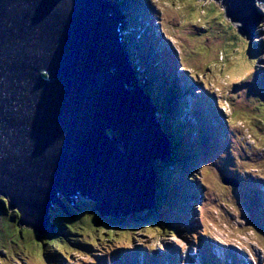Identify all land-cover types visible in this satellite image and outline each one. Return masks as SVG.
Here are the masks:
<instances>
[{"label":"water","instance_id":"obj_1","mask_svg":"<svg viewBox=\"0 0 264 264\" xmlns=\"http://www.w3.org/2000/svg\"><path fill=\"white\" fill-rule=\"evenodd\" d=\"M121 2L0 0V195L20 225L48 231L52 205L75 194L116 219L152 208L169 149L121 39ZM255 2L221 1L248 40L264 19Z\"/></svg>","mask_w":264,"mask_h":264},{"label":"rangeland","instance_id":"obj_2","mask_svg":"<svg viewBox=\"0 0 264 264\" xmlns=\"http://www.w3.org/2000/svg\"><path fill=\"white\" fill-rule=\"evenodd\" d=\"M221 1L148 3L158 16L149 27L169 46L174 58L184 59H178L177 67L184 85L180 95H188V102L182 103L181 120L193 128L192 151L197 152L191 157L195 162L187 163L186 170L190 179L201 182L203 198L197 200L200 193L195 188L197 201L184 208L186 218L166 226L162 233L149 219L144 220L143 214L150 210L145 208L139 213L141 221L119 225L112 233L87 236L89 241L97 239L96 246L85 252L69 249L66 258L62 255L50 264H140L139 256L148 264L157 259L163 264H264V238L260 235L264 232V193L260 187L264 182V77L253 72L255 65L264 66V50L257 44L256 50L250 47L253 37L248 40L237 32L241 23L226 17ZM255 6L257 13L264 14L263 3L255 2ZM121 8L129 6L121 2ZM137 19V24L145 21L141 16ZM203 26L206 29L197 33ZM255 28L263 40L264 19ZM188 109L194 118L183 115ZM153 112L160 124L161 114L154 105ZM158 160L168 161L167 155ZM233 176L238 183L232 187L223 179ZM69 199L71 203L65 198L66 203L73 207L79 199L87 209L93 203L80 194ZM0 200L4 214L16 213L15 208L8 210L7 198L0 195ZM59 202L63 204L61 197ZM6 243L8 255L0 247V264H47L40 249L28 248L19 255L21 247L8 240ZM195 244L201 250L200 257L189 252ZM237 247L247 261L239 257Z\"/></svg>","mask_w":264,"mask_h":264},{"label":"trees","instance_id":"obj_3","mask_svg":"<svg viewBox=\"0 0 264 264\" xmlns=\"http://www.w3.org/2000/svg\"><path fill=\"white\" fill-rule=\"evenodd\" d=\"M132 1L123 0L132 9V13H125V18L128 21H123L124 35L122 39L134 71V77L139 83H136L137 87L142 88V91L151 98L159 110L161 133L171 149L168 155L169 162L158 161L154 169V202L156 205L153 206V211L149 210L143 214V217L147 218L144 220H150L152 225L156 226L155 230L162 233L166 226L171 227L174 223L183 222L184 213H186L184 208L190 198H195V188L199 193L201 192L200 186L196 184L194 178H189L186 170L187 163L195 162L191 157H194L193 155H196L197 152L192 151L193 128L187 127L186 120L185 122L181 120L182 110L179 101L181 89L179 80L176 78V58L169 46H166L155 36V32L148 24L150 21H155L158 16L154 14L155 10L148 5L151 0ZM139 16L145 18V21L137 24ZM205 29L204 26L198 27L197 33ZM252 32L254 39H252L250 47L256 50L257 44L264 50V39L260 38L261 31L255 29ZM180 60L184 61L181 58ZM253 72L262 74L264 77V66L255 65ZM251 78L252 84L254 77L251 76ZM63 198L61 197L62 207L54 203L50 208L47 215L51 228L46 232H39L32 227H30L31 230L20 228L18 211L14 210L15 214H4L2 207L4 202L0 200V247L4 255H8L6 251L8 240L21 247L19 255L22 250H28V248L40 249L41 258L50 264V261L58 259L62 255L66 258L69 249L85 252L89 247L96 246L97 239L89 241L91 238L87 239V236L93 238L96 235L107 234L109 231L112 233L113 229L119 225L135 224L134 221L139 222L143 218L139 215L140 212L131 216L132 218L116 219L113 216H102L93 210V203L87 209L83 204L84 200L79 199L73 207L68 206L67 201ZM260 235L264 238V232Z\"/></svg>","mask_w":264,"mask_h":264},{"label":"clouds","instance_id":"obj_4","mask_svg":"<svg viewBox=\"0 0 264 264\" xmlns=\"http://www.w3.org/2000/svg\"><path fill=\"white\" fill-rule=\"evenodd\" d=\"M122 2H123V0H121ZM124 3V2H123ZM124 4H126V3H124ZM128 5V4H127ZM129 6V5H128ZM127 10V9H126ZM131 8H129V10H127V12H125V13H127V14H131ZM122 19L124 20L125 19V14H123V17H122ZM121 35H122V33H121ZM124 42V41H123ZM183 87V85L181 86V91H182V88ZM180 94H182V93H180ZM149 97V96H148ZM190 97V96H189ZM149 99H150V103H152L153 104V102H152V100H151V98L149 97ZM151 104V105H152ZM154 105V104H153ZM152 105V106H153ZM155 106V105H154ZM161 130V129H160ZM164 136V135H163ZM164 140L166 141V145H167V147H168V149H169V151H170V148H169V144H168V141L166 140V138L164 137ZM168 151V152H169ZM170 153V152H169ZM169 153H168V155H169ZM160 161V160H159ZM158 162V161H157ZM161 163H167V162H164V161H160ZM154 194H155V192H154ZM154 200H155V197L153 198V205H152V208H150V210H152L153 211V206H155L156 205V202H154ZM192 201H194V202H196L197 200H194V199H192V198H190L189 199V201L187 202V204L188 203H192ZM155 203V204H154ZM262 206V205H261ZM261 208H263V206L261 207ZM186 218V217H185ZM158 227V226H157Z\"/></svg>","mask_w":264,"mask_h":264},{"label":"bare ground","instance_id":"obj_5","mask_svg":"<svg viewBox=\"0 0 264 264\" xmlns=\"http://www.w3.org/2000/svg\"><path fill=\"white\" fill-rule=\"evenodd\" d=\"M120 34H121V32H120ZM140 34V33H139ZM252 37H253V35H252ZM121 39H122V37H121ZM253 39V38H252ZM122 41H123V39H122ZM137 84H139L138 82H136ZM180 83L183 85V83H182V81L180 80ZM142 89V88H141ZM154 118H155V113H154ZM156 119V118H155ZM157 121V120H156ZM157 124H158V126H159V128H160V124L157 122ZM227 139V138H226ZM225 139V140H226ZM224 141V140H223ZM171 150V149H170ZM169 177V176H168ZM184 196H185V194H184ZM195 196V195H194ZM186 197V196H185ZM195 208V207H194ZM192 218V217H191ZM51 223H48V227H49V229L51 228V225H50ZM167 241V240H166ZM209 247V246H208ZM166 258V257H165ZM166 261V260H165Z\"/></svg>","mask_w":264,"mask_h":264}]
</instances>
